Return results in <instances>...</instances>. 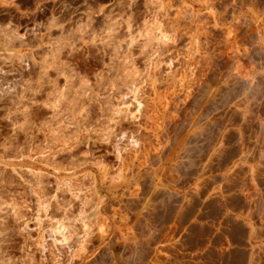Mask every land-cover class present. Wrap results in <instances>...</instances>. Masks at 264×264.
Wrapping results in <instances>:
<instances>
[{
	"label": "rangeland",
	"instance_id": "374dc122",
	"mask_svg": "<svg viewBox=\"0 0 264 264\" xmlns=\"http://www.w3.org/2000/svg\"><path fill=\"white\" fill-rule=\"evenodd\" d=\"M263 24L264 0H0V264H152L108 196L184 127L264 144Z\"/></svg>",
	"mask_w": 264,
	"mask_h": 264
},
{
	"label": "crops",
	"instance_id": "0c3cea01",
	"mask_svg": "<svg viewBox=\"0 0 264 264\" xmlns=\"http://www.w3.org/2000/svg\"><path fill=\"white\" fill-rule=\"evenodd\" d=\"M262 34L264 72V26ZM220 121L174 131L132 198L127 185L111 191L110 207L130 220L109 213L121 252L152 264H264V144L243 141L239 124Z\"/></svg>",
	"mask_w": 264,
	"mask_h": 264
},
{
	"label": "bare ground",
	"instance_id": "6f19581e",
	"mask_svg": "<svg viewBox=\"0 0 264 264\" xmlns=\"http://www.w3.org/2000/svg\"><path fill=\"white\" fill-rule=\"evenodd\" d=\"M6 34H7V33H6ZM8 35H10V33H9ZM11 36H12V35H11ZM6 37H7V36L5 35L4 38H6ZM13 37H15V36H13ZM10 38H11V37L9 36V39H10ZM14 39H15V38H14ZM3 40H4V39H3ZM6 40H7V43H8V44H9V42H10V43H12L13 45H14L15 42L13 43L12 41H17V39L13 40L12 38H11L10 40H8V38H6ZM6 40H4V41L2 42V45H3V46H4V42H5ZM5 44H6V43H5ZM8 44H6V45H8ZM12 44H11V45H12ZM9 45H10V44H9ZM9 45H8V46H9ZM13 45H12V46H13ZM12 46H11V47H12ZM6 48H9V49H10V47H6ZM51 55H52V54H51ZM53 56H54V55H53ZM47 57H48V56H47ZM6 58L8 59V56H7ZM50 58H51V57H50ZM52 58H53V57H52ZM7 59H6V60H7ZM54 60H55V59H54ZM54 60H53V61H54ZM47 61H48V60H47ZM47 61H46V62H47ZM44 63H45V62H44ZM44 63H43V64H44ZM47 63H49V65L52 64V63H50V62H47ZM53 63H54V62H53ZM40 64H41V63H40ZM41 65H42V64H41ZM44 65H45V64H44ZM49 65H47V66H49ZM47 66H46V67H47ZM51 66H52V65H51ZM41 67H45V66H43V65H42V66H39L40 70H38V71H40V74H41V75L38 74L39 72L37 71V72H36V75H35L36 78H38V76H39V77H40V76L42 77V75H46V74H48V72L45 73V72H46L45 70H44L45 72L42 71V72H44V73L42 74V73H41V69H43V68H41ZM47 68H48V67H47ZM45 69H46V68H45ZM34 72H35V71H34ZM31 75H33V74H31ZM37 75H38V76H37ZM41 77H40V78H41ZM44 77H45V76H44ZM49 77H50V76L48 75L46 78H43V79H45V80L48 79V80H49ZM36 78H35V80H36ZM33 79H34V77H33ZM37 80L40 82V80H42V78H41L40 80H39V79H37ZM48 80H47V81H48ZM51 80H53V79L51 78ZM47 81H44V80H43V81L41 82V84L44 83V82H46V83H44V85H45V86H48V85H49V82H47ZM50 82H51V81H50ZM67 82H68V79H67ZM47 83H48V85H47ZM51 83H53V82H51ZM54 83H55V82H54ZM54 83H53V84H54ZM44 85H42V86L44 87ZM40 86H41V85H40ZM42 86H41V89H42ZM55 86H56V85H55ZM81 87H82V86H81ZM45 90H46V88H45ZM48 90H49V89H48ZM67 90H68V89H67ZM72 90H73V89H72ZM49 91H50V90H49ZM68 92H69V91H68ZM8 93L10 94V92H8ZM46 93H47V92H46ZM63 93H65V92L63 91ZM77 93H78V92H77ZM9 94L6 93V94L4 95V98L7 97V95L9 96ZM65 94L67 95V93H65ZM68 94H69V93H68ZM11 95H12V94H10L9 97H11ZM45 96H46V95H45ZM68 97H69V96H68ZM7 98H8V97H7ZM13 98H14V97H13ZM77 98H78V97H77ZM10 99H12V98H10ZM10 99H9V102H10V103H11L12 101L15 100V99H13V100L11 101ZM62 99H63V98H62ZM1 100H2V99H1ZM6 100H7V102H8V99H6ZM3 101H4V100H3ZM15 101H16V100H15ZM15 101L12 102V103H15ZM78 101H79V100H78ZM7 104H8V103H7ZM3 106L5 107V104H3ZM7 106H9V105H7ZM78 110H79V109H78ZM30 114H31V113H30ZM31 115L33 116V114H31ZM28 117H30V115H29ZM28 117H27V118H28ZM36 117H37V116H36ZM30 118L32 119V117H30ZM30 118H29V119H30ZM27 120H28V119H27ZM29 122H30V121H29ZM2 229H3V228H2ZM6 229H7V228H6ZM10 237H11V236H10ZM81 249H83V248H81ZM7 253H8V252H7ZM8 256H9V255H8ZM0 258H1V257H0ZM4 258H5V257H4ZM9 258H10V257H9ZM12 258H13V257H12ZM14 259H15V258H14ZM9 260H10V259H9ZM9 260H8V261H9ZM1 263H3V261H2ZM7 263H8V262H7Z\"/></svg>",
	"mask_w": 264,
	"mask_h": 264
}]
</instances>
